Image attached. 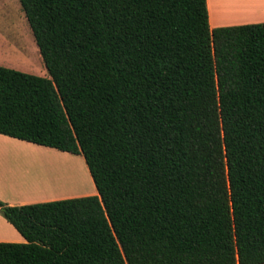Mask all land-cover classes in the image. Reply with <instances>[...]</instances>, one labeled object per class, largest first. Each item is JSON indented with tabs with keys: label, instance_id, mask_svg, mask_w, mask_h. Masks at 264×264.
Masks as SVG:
<instances>
[{
	"label": "trees",
	"instance_id": "obj_1",
	"mask_svg": "<svg viewBox=\"0 0 264 264\" xmlns=\"http://www.w3.org/2000/svg\"><path fill=\"white\" fill-rule=\"evenodd\" d=\"M19 2L48 76L0 65V134L82 155L96 194L0 199V264H264V22Z\"/></svg>",
	"mask_w": 264,
	"mask_h": 264
},
{
	"label": "rangeland",
	"instance_id": "obj_2",
	"mask_svg": "<svg viewBox=\"0 0 264 264\" xmlns=\"http://www.w3.org/2000/svg\"><path fill=\"white\" fill-rule=\"evenodd\" d=\"M232 1L235 0H209L211 15L215 19L217 15V17H231L232 20L234 18L241 20L227 21L229 25L262 22L253 21V19H248L250 21L245 20L246 18L241 19L244 14L247 17L251 16L248 9L254 7L244 6L243 11H236L231 7ZM237 14L238 16L234 17ZM0 65L38 76H48L19 0H0ZM15 148L16 153L25 155L23 164L17 158L15 164L9 160L7 165L0 167V175L8 176L7 178L12 185L16 187L26 185L32 191L40 188L37 193L40 198H54V200L66 193L76 192L72 191L71 178L70 181L68 179L66 182H62L58 178L61 175L67 177L70 172L73 175L85 174L87 166L82 155L55 150L57 151L55 152L56 156H53L25 147ZM54 174L56 178L53 177ZM64 183L69 184L65 186Z\"/></svg>",
	"mask_w": 264,
	"mask_h": 264
},
{
	"label": "crops",
	"instance_id": "obj_3",
	"mask_svg": "<svg viewBox=\"0 0 264 264\" xmlns=\"http://www.w3.org/2000/svg\"><path fill=\"white\" fill-rule=\"evenodd\" d=\"M244 6H253V9H248V11L251 12V16L247 17L242 16L241 19H253V21H262L264 22V0H235L231 2V7L234 8L236 11H243L245 9ZM244 7V8H242ZM207 8H208V19H209V25L211 28L218 27V26H225L229 25L227 21H241L240 19H233L230 18H223L222 16L217 17L216 19L214 16L211 15V11L209 8V0H207ZM247 10V8H246ZM235 15L234 17H237ZM230 19V20H227ZM260 19V20H256ZM250 21V20H248ZM252 22V21H251ZM239 23V22H234ZM241 23V22H240ZM12 147V148H10ZM28 148L35 151H38L42 154H49L56 156L58 149L43 146L39 144H35L29 141L20 140L14 137H10L4 134H0V167H3L4 165H7V162L11 160L14 164L17 158L20 159V163L23 164L25 161V155L22 153H16V148ZM15 148V149H13ZM53 150V151H51ZM64 152V151H63ZM16 153V154H15ZM29 154V153H28ZM18 162V163H19ZM19 166V164H17ZM68 178L64 175H61L58 179L62 182H66L68 179L70 181L71 178V187H73L72 191H76L74 193H66L62 196H58L57 199H64V198H72L77 196H85V195H92L96 194V189L93 184L92 178L89 174L88 169H85V174H72L70 172L67 174ZM8 176H2L0 175V199L9 204V205H22V204H30V203H38V202H44L49 200H54V198H40L37 194L39 192L40 188H37V190L32 191V189H28L27 186H20L16 187L14 185H11L10 180L7 178ZM54 178L55 174L53 175ZM65 186L69 183H64ZM34 192V193H33ZM0 241L3 242H25L24 237L9 223L7 222L0 214Z\"/></svg>",
	"mask_w": 264,
	"mask_h": 264
},
{
	"label": "bare ground",
	"instance_id": "obj_4",
	"mask_svg": "<svg viewBox=\"0 0 264 264\" xmlns=\"http://www.w3.org/2000/svg\"><path fill=\"white\" fill-rule=\"evenodd\" d=\"M12 185V184H11Z\"/></svg>",
	"mask_w": 264,
	"mask_h": 264
}]
</instances>
